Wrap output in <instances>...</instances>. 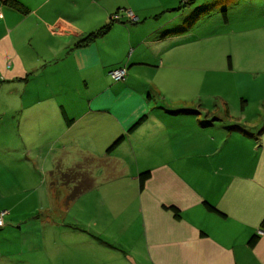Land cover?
Instances as JSON below:
<instances>
[{
    "label": "crops",
    "instance_id": "obj_1",
    "mask_svg": "<svg viewBox=\"0 0 264 264\" xmlns=\"http://www.w3.org/2000/svg\"><path fill=\"white\" fill-rule=\"evenodd\" d=\"M12 3L0 0V190L24 194L0 200V264H264V70L240 68L248 41L264 42V0ZM206 11L221 15L218 66L200 65V40L217 39L200 38ZM55 169L76 174L58 208ZM37 188L39 210L25 195ZM83 197L92 211L67 215Z\"/></svg>",
    "mask_w": 264,
    "mask_h": 264
},
{
    "label": "rangeland",
    "instance_id": "obj_2",
    "mask_svg": "<svg viewBox=\"0 0 264 264\" xmlns=\"http://www.w3.org/2000/svg\"><path fill=\"white\" fill-rule=\"evenodd\" d=\"M211 13H212L211 11H206V12H203L201 14V17H203V19L200 20L201 22L199 25L200 38L206 37L207 31H209V32L213 31L217 35V39L213 40V44H211V42H212L211 39L209 41L207 38L200 40V53H201V56H200L201 64L200 65H202V66H206V63H208L209 61H212V60L207 59L208 57H210L211 54L214 55V64L216 66H218L221 63L219 55H218L219 50H220V48H222V50H224L227 47L224 44V42L226 40L223 37L224 32H220L222 27H217V24H216V21H218V17L220 18L221 15L220 14H214V13L211 14ZM208 47H209V49H208ZM205 52H207V54H205L206 58H205V60H203L202 56ZM247 56H248L249 60L250 59L251 60L248 61L245 65L241 64V66H240V68H243L242 70L244 72L248 71L247 73H249V71H254L256 68H260V69L264 70L263 62L255 60V57L256 58L257 57L258 58L264 57V42L263 41L259 40V38H256L251 42L248 41V43H247ZM220 57H221V55H220ZM241 78L249 80L250 82H252V78L249 76L242 75ZM217 79H223L225 81V85L222 89H225L226 92H229V88H227L228 87L227 85L229 84V79L226 76H221ZM217 86L220 87L219 85H217ZM251 86H254V83ZM263 114H264V111H263ZM82 167L84 168V166H82ZM93 170H94V168H92V171H90L88 173L93 174ZM49 175L51 176L50 184H51V190L54 193L53 199H54L55 206L56 207L57 206H61V207L66 206V204L68 202L66 201L67 203H65L64 200L61 198V196L63 194H65V192L67 190L65 188L66 186H65L64 182L69 181V180H73V179H71V177H74L76 174L70 172L68 174L62 175V173L58 172L55 169L51 173H49ZM78 176H79V174H78ZM63 186H65V187H63ZM67 188L69 189V187H67ZM32 191H30V193L25 194V195H27L28 198L31 197V195H33V194H34V196L36 195V201H37L36 209L39 210L41 207L40 202L43 200V195L40 193V191H38V188L35 190H32ZM22 194H24L23 191L22 192H19L17 190L11 191L9 188L5 187L2 190H0V200L2 199V200H5L7 202H11V200L14 197L19 196V195L22 196ZM29 203H30L29 200H25L24 205L26 208L29 205ZM4 204H6V203L0 201V211H3L2 215H8V213H9L8 211L11 209V206L10 205H4ZM20 208H22L23 211L25 210L23 205H21ZM92 208H93V204L91 203V201L87 200L85 197H83V198L76 200V204H74V207L67 206V209H68L67 215H86L87 213L92 211ZM6 210H8V211H6ZM83 210H85V211H83Z\"/></svg>",
    "mask_w": 264,
    "mask_h": 264
},
{
    "label": "trees",
    "instance_id": "obj_3",
    "mask_svg": "<svg viewBox=\"0 0 264 264\" xmlns=\"http://www.w3.org/2000/svg\"><path fill=\"white\" fill-rule=\"evenodd\" d=\"M3 3H7V4H13L12 3V0H1ZM15 4V3H14ZM13 4V5H14ZM115 13H118V11H115V12H113V13H111V15L112 14H115ZM119 17V16H118ZM120 18H117V19H112L110 16H109V20H108V22L106 23V24H104V25H102L101 27H99L98 29H96V30H94V31H92V32H90V33H88L87 35H85L84 37H82V38H80L76 43H75V45L76 46H80V45H84V44H87V43H89L90 41H92L95 37H97V36H100V35H102V34H104L108 29H109V27L111 26V24L113 23V22H117V21H120L119 20ZM138 20V19H137ZM136 20V21H137ZM126 21L127 22H130V23H133V21H131L128 17L126 18ZM135 21V22H136ZM121 67V66H120ZM124 68H125V74H126V67L125 66H123ZM125 77V76H124ZM111 78V77H110ZM112 79V78H111ZM124 79V78H123ZM123 79H121V80H123ZM113 80V79H112ZM113 81H115V80H113ZM117 81H120V80H117ZM141 120H142V117L141 118H139V119H137V121L133 124V125H131V127H129V129H131V128H134L137 124H139L140 122H141ZM124 138V136L122 135V136H119L116 140H114L109 146H108V148H107V152L108 151H110L111 149H113L117 144H119V142H121L122 141V139ZM147 174H148V172H142V173H140L139 174V176H138V178H139V183H140V186L142 185V182H143V180L146 178V176H147ZM62 175H64V173H62ZM73 178V177H72ZM88 188V187H87ZM86 190V187H83V186H76L75 188H73L72 190H71V193L69 194V196H68V199L69 198H74V197H76L79 193H82L83 191H85ZM207 207H209V206H207ZM260 227L264 230V218H263V220L261 221V223H260ZM255 239H254V237L253 238H251L250 240H249V243L250 244H252V242L254 241Z\"/></svg>",
    "mask_w": 264,
    "mask_h": 264
},
{
    "label": "built area",
    "instance_id": "obj_4",
    "mask_svg": "<svg viewBox=\"0 0 264 264\" xmlns=\"http://www.w3.org/2000/svg\"><path fill=\"white\" fill-rule=\"evenodd\" d=\"M118 13L110 15V17L112 19H117V18H119ZM125 15L133 22L137 20V17L132 12H130L128 10L125 11ZM108 74L115 81L121 80L125 76V68L123 66H121V67H116V68L110 69L108 71ZM2 214H3V211H0V226L3 225V216L4 215H2ZM257 233H263V230L257 229Z\"/></svg>",
    "mask_w": 264,
    "mask_h": 264
}]
</instances>
